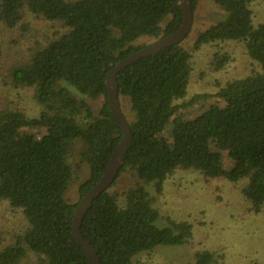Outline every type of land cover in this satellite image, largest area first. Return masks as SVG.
Masks as SVG:
<instances>
[{
    "label": "trees",
    "instance_id": "1",
    "mask_svg": "<svg viewBox=\"0 0 264 264\" xmlns=\"http://www.w3.org/2000/svg\"><path fill=\"white\" fill-rule=\"evenodd\" d=\"M188 1L193 11L200 0ZM212 1L224 16L197 34L192 50L238 42L264 70V22L254 25L251 10L260 0ZM25 11L64 31L36 43L25 62L5 71L4 83L33 90L38 114L0 108V201L21 210L28 224L13 244L0 248V264H20L27 253L35 255L33 264H90L72 231L78 202L64 197L73 179L74 144L81 143L79 162L89 170L78 188L81 198L99 181L121 140L108 107L107 73L147 45H136L141 38L158 41L175 32L182 13L178 0H0V25L13 29ZM190 59L180 43L129 64L115 77L118 99L128 101L132 114L131 142L117 178L128 170L137 182L120 193H101L82 219L81 234L100 264H139L136 258L157 246L188 242L189 222L155 225L160 215L145 188L161 194L179 169L205 179L244 180L248 212H263L264 73L218 82L216 92L186 99ZM230 61L215 52L207 64L218 72ZM83 97L102 98L97 114ZM214 98L225 105L212 103L190 123L184 121L182 112ZM39 129L46 132L38 138ZM164 130L167 148L159 140ZM216 258L208 250L194 252V264H216Z\"/></svg>",
    "mask_w": 264,
    "mask_h": 264
},
{
    "label": "rangeland",
    "instance_id": "2",
    "mask_svg": "<svg viewBox=\"0 0 264 264\" xmlns=\"http://www.w3.org/2000/svg\"><path fill=\"white\" fill-rule=\"evenodd\" d=\"M251 10L254 25L264 22V0L253 3ZM223 16V11L212 0H200L192 11L191 29L181 42V46L191 55L186 99L198 93L216 92L219 88L216 84L218 82L222 85L227 80L243 78L252 71L264 73L259 65L247 58L238 42L206 46L197 52L192 50L197 34L217 23ZM63 31L58 23L47 22L27 11L22 23L13 29L0 25V108L22 110L29 116L38 114V107L32 97L33 90L13 88L8 82L4 83L3 79L8 80L5 71L25 62L29 53L37 46L36 43L44 44ZM154 42L156 41L152 38H141L136 45L147 43L148 46ZM215 52L228 55L231 59L229 64L218 72L213 71L207 64L212 61ZM69 89L74 92L72 88ZM75 94L82 98L81 95ZM84 99L92 106L94 114H97L102 98ZM119 102L129 122L132 120L129 103L121 97ZM212 103L225 105V102L218 98L206 99L182 112L184 121L190 123ZM45 132V129H39L38 138ZM159 140L164 147L169 146L167 130L159 134ZM80 146L81 143L77 141L69 158L74 173L64 197L70 204L79 201V185L89 177L87 165L79 162ZM224 162L226 167L230 166L228 159L225 158ZM136 182V178L127 170L116 179L108 192L120 193ZM243 185L244 180L232 183L221 178L205 179L195 170L179 169L164 182L161 194H156L152 186H145L153 198L154 208L160 215L155 225L163 228L168 226L169 221H187L192 225V236L182 246H157L152 252L139 255L136 258L138 263L194 264V252L208 250L216 255V264H264V209L258 215L248 212L247 204L241 195ZM27 227L21 210L11 208L6 201H0V248L13 244L16 235L21 234ZM35 262V255L27 253L20 264Z\"/></svg>",
    "mask_w": 264,
    "mask_h": 264
},
{
    "label": "water",
    "instance_id": "3",
    "mask_svg": "<svg viewBox=\"0 0 264 264\" xmlns=\"http://www.w3.org/2000/svg\"><path fill=\"white\" fill-rule=\"evenodd\" d=\"M178 6L182 13V22L175 32L159 39L151 45L145 46L139 51H136L125 59L119 61L106 75L105 86L107 89L108 107L113 119L116 121L121 130V140L111 155L109 163L99 181L78 201L72 221L73 235L77 243L82 247L90 264L100 263L97 254L87 243V241H85L81 234L80 226L82 219L86 215L88 209L91 207L93 201L101 193L108 190L117 178L119 170L123 165V156L126 150L129 148L131 142L128 123L121 110L118 99L117 83L115 77L129 64L135 63L141 58L151 56L164 48L178 45L183 41V39H185L192 25V8L188 0H178Z\"/></svg>",
    "mask_w": 264,
    "mask_h": 264
}]
</instances>
